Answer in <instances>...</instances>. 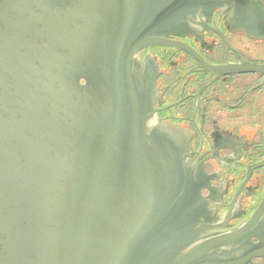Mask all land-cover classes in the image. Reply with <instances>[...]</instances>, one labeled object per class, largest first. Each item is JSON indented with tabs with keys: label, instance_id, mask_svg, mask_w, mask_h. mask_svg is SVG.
I'll return each mask as SVG.
<instances>
[{
	"label": "water",
	"instance_id": "water-1",
	"mask_svg": "<svg viewBox=\"0 0 264 264\" xmlns=\"http://www.w3.org/2000/svg\"><path fill=\"white\" fill-rule=\"evenodd\" d=\"M233 3L80 0L82 22L45 45L23 43L24 31L69 22H54L43 0H3L0 24L16 38L0 45L14 57L31 45L21 61L33 68L0 72V104L10 114L19 105L29 121L26 133L0 125V264H218L215 247L246 244L237 230L204 237L185 139L170 125L150 128L151 85L139 80L134 59L195 15L218 5L233 14ZM58 47L66 57H56Z\"/></svg>",
	"mask_w": 264,
	"mask_h": 264
},
{
	"label": "flooded vegetation",
	"instance_id": "flooded-vegetation-1",
	"mask_svg": "<svg viewBox=\"0 0 264 264\" xmlns=\"http://www.w3.org/2000/svg\"><path fill=\"white\" fill-rule=\"evenodd\" d=\"M45 7L54 22L69 24L58 23L60 31L47 20L38 22L36 29L24 31L23 43L32 37V43L37 39L47 45L56 37L53 33L59 31L58 38H64L61 32L73 31V22H82L76 18L80 0H43ZM233 7V14L218 5L195 15L186 20V30L166 35V43L147 45L134 58L135 71L140 81L151 85L150 128L170 125L185 139V158L197 175L204 202L199 222L204 237L237 230L246 239V244L215 247L218 264H264V70L243 68L264 66V0H234ZM0 26L2 40H15L4 23ZM7 49L1 43L0 72L33 68L30 59L21 61L31 58V45L20 49L18 57ZM67 54L62 47L55 51L60 59ZM35 64L46 70L39 61ZM79 83L87 85L83 78ZM8 105L0 104V125L10 121L18 133L28 132L21 107L10 114ZM13 144L22 152L19 141ZM3 240L0 236V253Z\"/></svg>",
	"mask_w": 264,
	"mask_h": 264
}]
</instances>
